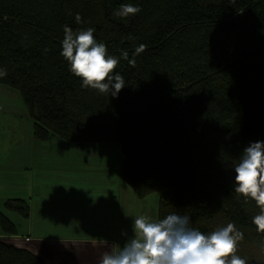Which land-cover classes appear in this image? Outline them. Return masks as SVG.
Segmentation results:
<instances>
[{"label":"trees","instance_id":"obj_1","mask_svg":"<svg viewBox=\"0 0 264 264\" xmlns=\"http://www.w3.org/2000/svg\"><path fill=\"white\" fill-rule=\"evenodd\" d=\"M127 3L141 11L114 15ZM65 25L95 28L119 58L118 98L83 88L70 72L60 55ZM140 44L132 67L121 52L132 59ZM0 69L34 137L119 142L120 176L139 196L160 192L158 220L188 215L205 234L235 223L244 233L236 255L264 264V233L252 223L261 209L234 191L232 167L248 142L264 141V0H0ZM6 205L29 215L25 199ZM0 226L17 233L1 206ZM0 264L40 259L0 238Z\"/></svg>","mask_w":264,"mask_h":264},{"label":"crops","instance_id":"obj_2","mask_svg":"<svg viewBox=\"0 0 264 264\" xmlns=\"http://www.w3.org/2000/svg\"><path fill=\"white\" fill-rule=\"evenodd\" d=\"M12 103L21 110L16 100L8 101ZM23 106L25 113H21L27 115L30 127ZM20 128L18 135L24 134ZM30 136L24 145L0 143V178H6V172L15 173L14 192L8 198L25 199L29 204V215L23 216L28 223L26 233L21 234L16 222L3 210L16 224L17 233L0 231V238L32 250L40 264H99L102 254L110 251L112 245L121 247L122 241L131 238L133 218L145 216V211L136 212L132 187L116 169L112 170L108 160L96 156L76 161L59 156L54 158L59 161H52L46 156L38 161L37 152L55 149L35 145ZM65 148L79 151L73 146ZM34 187L42 192L35 194Z\"/></svg>","mask_w":264,"mask_h":264},{"label":"clouds","instance_id":"obj_3","mask_svg":"<svg viewBox=\"0 0 264 264\" xmlns=\"http://www.w3.org/2000/svg\"><path fill=\"white\" fill-rule=\"evenodd\" d=\"M140 11L139 6L127 3L121 4L114 15L127 18ZM75 20L83 22L79 13ZM63 31L60 55L69 63L70 72L81 78V86L118 98L126 86L124 77L115 71L120 60L108 54L104 43L97 42L95 28L74 32L65 25ZM146 47L144 44L136 47L132 59L127 51L121 52V56L135 67V57ZM6 76L7 71L0 69V78ZM232 167L236 173L234 191L251 198L260 207L261 214L253 217L252 223L259 233H264V141L248 142L239 155V162ZM132 229L131 238L121 247L112 245L110 251L102 254L99 264H246L236 255L244 233L235 223L205 234L191 226L188 215L171 213L156 221L145 216L133 218Z\"/></svg>","mask_w":264,"mask_h":264},{"label":"rangeland","instance_id":"obj_4","mask_svg":"<svg viewBox=\"0 0 264 264\" xmlns=\"http://www.w3.org/2000/svg\"><path fill=\"white\" fill-rule=\"evenodd\" d=\"M13 100H16L17 103L21 105V110L23 113H25V108L21 103L19 91L14 88L0 84V143H2L4 146H11L13 144L19 145V143L24 145L29 142L30 139L29 135H31L35 145H43L46 147H51V149H55L52 152H37L35 155H37L38 161L43 160L44 159L43 157L46 156H47V160L52 159V161H59L54 159L55 157H59V156L68 157L69 159L72 158L76 161L92 160V158L95 159V157L97 156L96 159L102 158L101 160H108L111 163L110 167L112 168V170L116 169L117 172L120 174L121 147L119 142L116 141L70 142L55 132H51L49 138L46 140L38 139L34 137L33 134H30V131L32 129V121L29 114L28 117L30 118L31 121L30 127H29L30 124H28L27 122L28 120L27 115L26 114L22 115L21 110L17 108L13 103L8 104V101L13 102ZM8 107L11 109H9ZM20 127H22L24 134L18 135L17 132ZM32 133H33V129H32ZM25 134H27L28 137ZM97 145L100 147H97ZM65 146H73L75 147V149H78L79 151H73V150L65 151L66 150ZM14 174L13 172H6L5 175L6 178L3 179L0 178L1 181L0 203L2 205V210L7 212L8 215L11 216V218L16 222L17 226L19 227L21 234H24L26 233L24 229L28 227V223L25 221L26 218H24L17 211L9 209L8 206L6 205V201L10 199L8 198V196H10V193L12 194L14 192V186H15ZM131 190L134 191L132 188ZM41 192L42 191L40 188L34 187L35 194ZM134 193H135L134 208L136 209V212L140 210L145 211L143 214H145V216L149 220L151 219V217L154 219L158 218L157 217L159 210L158 202L160 200V192L153 191L147 194L146 196H139L135 191ZM130 202L132 201L130 200ZM0 231H2V233L4 234H7L3 232L1 226H0ZM122 242H123L122 244H124L126 241L125 242L122 241ZM261 255L262 257H264V251L261 253ZM257 257L258 256L254 258L257 259Z\"/></svg>","mask_w":264,"mask_h":264}]
</instances>
